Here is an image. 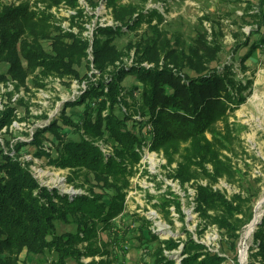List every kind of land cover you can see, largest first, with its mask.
Segmentation results:
<instances>
[{
  "label": "trees",
  "instance_id": "obj_1",
  "mask_svg": "<svg viewBox=\"0 0 264 264\" xmlns=\"http://www.w3.org/2000/svg\"><path fill=\"white\" fill-rule=\"evenodd\" d=\"M42 1L48 8L63 3L74 10L69 18L70 29L55 23L50 12L37 14L27 1L0 2V80L15 79L16 87L25 85L31 74L35 80L52 74L86 81L82 94L64 104L61 122L52 121L37 130L50 132L53 151L31 150L37 156H48L55 166L73 168L76 177L93 181L97 189L69 199L55 189L39 185L16 156L0 149V264L29 263V256L36 254L42 256L39 262L47 264H84L82 255L109 253L107 243L105 249L96 245L97 234L110 232L113 219L123 210L131 167L139 160V150L146 142L154 149L162 147L168 162L174 160L173 153L179 151L181 144L185 145L179 153L175 177L182 185L193 178L207 180L205 185L195 183V209L202 224L199 233L208 224H216L237 264L239 230L251 217L255 194L250 185L244 187L242 183L240 191L245 195L239 191L227 197L224 191L212 188L211 184L221 177L232 182L237 173L222 153L228 147L229 135L214 128V123L225 119L244 101L246 94L242 91L250 80L243 84L235 78L230 65L213 64L221 47L208 40L202 29L183 47L178 34L171 36L157 25L163 16L156 8L144 11V6L133 2L86 0L92 10L105 3L114 22H96L92 31V62L99 77L91 81L86 73L80 74L78 67H88L89 42L82 32L95 14H88L79 0ZM259 4V10L264 8L263 0ZM143 23L145 27L135 33L137 38L127 42V50L133 49L134 54L133 63L126 66L121 59L125 51L117 48L114 39ZM257 25L264 26L262 13ZM73 27L78 31L74 32ZM243 46L247 51L240 60L257 57L254 53L258 42L246 39L237 43L236 49ZM143 62L152 65L146 67ZM184 63L189 64L191 71H182ZM66 107L72 110L68 113ZM138 114L140 119L135 118ZM10 115L11 107L0 113V128ZM147 124L152 125L149 133ZM34 138L33 144H39L40 138ZM99 140L112 146L111 153L104 154ZM67 180L73 182L71 177ZM176 208L180 211L178 202ZM61 224L68 227L61 230ZM147 225L145 217L138 218L139 235H134V239L141 244L137 248L146 249L150 258L141 264H175L163 249L175 247L176 242L159 239ZM252 239L256 250L250 256L263 261L264 215L253 230ZM120 248L123 260L128 251L126 246ZM23 249L25 258L20 260ZM181 254V264H221L225 259L191 237L184 241Z\"/></svg>",
  "mask_w": 264,
  "mask_h": 264
},
{
  "label": "rangeland",
  "instance_id": "obj_2",
  "mask_svg": "<svg viewBox=\"0 0 264 264\" xmlns=\"http://www.w3.org/2000/svg\"><path fill=\"white\" fill-rule=\"evenodd\" d=\"M21 1L0 0L3 3L16 4ZM24 1H27L37 14L43 11L50 12L55 18V23H60L66 30L70 29L69 18L74 10L63 3L48 8L42 0ZM119 1L144 6V11L156 8L163 16L157 25L171 36L178 34L183 47L192 41L198 29L204 30L206 38L216 41L221 47L213 59V64H217L218 67L224 64L230 65L235 72V78L243 84L247 79L250 80V84L242 91L246 94L244 101L231 111L227 110L229 114L225 119L214 123V128H219L222 133L229 135L228 147L223 149L222 153L229 158L237 172L235 180L229 182L221 177L211 186L213 189L224 191L226 196L230 197L232 193L242 189L241 183L244 187L250 185L249 188L255 196L252 197L251 217L239 230L236 243L237 264H264V260H254L250 256L251 251L256 250L253 246L252 232L257 224L245 234L247 225L254 217L257 201L264 194V26L257 25L261 13L264 15V8L259 10V0ZM79 3L85 6L88 14H95L91 16L85 25L86 29L82 32L89 42L86 49L88 67L86 65L78 67L80 74L86 73L92 81L99 77V71L94 68L92 62V31L96 22L103 23L102 25H113L114 22L105 3H100L93 10L86 4V0H79ZM155 21L154 19L152 23ZM145 25L143 23L136 30H127L114 39L117 48L125 51L121 59L126 66L133 63L134 54L133 49L127 50V42L136 39L135 33H139ZM72 30L78 31L76 27ZM246 39L249 42H258V48L254 53L257 57L250 56L243 61L240 57L247 48L243 46L236 49V47L237 43ZM115 63L120 65L118 61ZM159 63H162V58ZM142 64L146 67L152 65L147 62ZM240 64L245 65L247 69L242 70ZM1 69L4 70L5 66L2 65ZM182 71H191L188 63L183 64ZM14 84L15 79L12 78L0 80V113L11 107L10 119L0 128V149L11 156H16L39 185L55 189L59 194L67 195L69 199H73L76 195L89 194L90 189L96 190L97 186L93 181H85L81 175L76 177L77 173L73 168L55 166L48 156L43 154L37 156L31 150L40 149L46 153L53 151L50 132L42 133L37 130L49 126L52 121L61 122L59 117L64 104L82 94L86 88V81L52 74L35 80L31 74L26 78L25 85L16 87ZM71 110V107H66L65 111L69 113ZM135 118L140 119L141 116L138 114ZM146 129V133H149L152 125L147 124ZM36 135L40 141L39 144L34 145ZM97 143L105 155L111 153L112 146L109 143L101 140ZM184 146L182 143L178 148L179 151L173 153L174 160L168 162L162 147L154 149L149 142L144 143L139 150V160L131 167L129 184L124 189L123 210L113 219L114 226L110 232L103 230L98 231L97 234L96 245L100 249H105L104 243H107L110 252L102 255H82L80 259L84 264H141L143 261H149L146 249L143 250L142 246L140 249L137 248L140 243L134 239V235H139L138 218L142 217L148 221L147 228L156 233L159 239H173L176 242L175 247L163 249V253L175 264H181L184 256L181 251L187 237L203 243L207 250L224 256L225 259L221 264H236L222 236V230L218 229L216 224H208L202 233H199L202 224L195 209V183L205 185L207 180L193 178L182 185L175 177L177 162L180 160L179 153L183 151ZM169 151L172 152L171 147ZM207 166L210 168L209 164ZM67 177L73 178V182L68 181ZM240 192L245 195L243 191ZM177 202L180 211L176 208ZM263 215L264 204L259 209L257 220L261 221ZM59 227L63 230L68 226L61 224ZM115 242L117 245L114 244ZM85 244L86 242L79 246ZM125 246L128 253L122 260L123 252L120 247ZM18 257L20 260L25 258V249ZM29 257V263L20 261L18 264H47V262H39L42 257L39 254Z\"/></svg>",
  "mask_w": 264,
  "mask_h": 264
},
{
  "label": "bare ground",
  "instance_id": "obj_3",
  "mask_svg": "<svg viewBox=\"0 0 264 264\" xmlns=\"http://www.w3.org/2000/svg\"><path fill=\"white\" fill-rule=\"evenodd\" d=\"M264 204V194L260 197V199L257 201L256 204V209H255V214L253 219L251 220V222L247 225L246 229H245V234H248L252 227L255 224V221L257 220L258 216H259V209L261 208V206Z\"/></svg>",
  "mask_w": 264,
  "mask_h": 264
},
{
  "label": "water",
  "instance_id": "obj_4",
  "mask_svg": "<svg viewBox=\"0 0 264 264\" xmlns=\"http://www.w3.org/2000/svg\"><path fill=\"white\" fill-rule=\"evenodd\" d=\"M258 222H260V220H256L255 225H256ZM255 225H254V226H255Z\"/></svg>",
  "mask_w": 264,
  "mask_h": 264
},
{
  "label": "built area",
  "instance_id": "obj_5",
  "mask_svg": "<svg viewBox=\"0 0 264 264\" xmlns=\"http://www.w3.org/2000/svg\"><path fill=\"white\" fill-rule=\"evenodd\" d=\"M100 24H103V23H100Z\"/></svg>",
  "mask_w": 264,
  "mask_h": 264
}]
</instances>
